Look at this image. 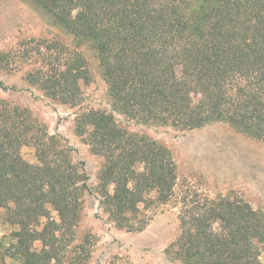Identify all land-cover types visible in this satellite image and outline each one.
Returning <instances> with one entry per match:
<instances>
[{"label": "trees", "instance_id": "trees-1", "mask_svg": "<svg viewBox=\"0 0 264 264\" xmlns=\"http://www.w3.org/2000/svg\"><path fill=\"white\" fill-rule=\"evenodd\" d=\"M31 1L95 51L114 112L183 129L227 122L264 140V0ZM55 48L64 65L49 62L26 79L62 103L80 104V82L91 76L86 59ZM75 130L105 158L100 205L119 226L142 230L150 219L143 211L173 194L170 150L103 110L80 113ZM26 145L36 162L23 156ZM88 180L84 162H72L25 109L0 103V209L18 226L7 247L0 241V264L6 256L21 264H84L94 241L72 248L70 233ZM179 219L170 250L183 264H263L264 214L243 198L193 191Z\"/></svg>", "mask_w": 264, "mask_h": 264}, {"label": "rangeland", "instance_id": "rangeland-1", "mask_svg": "<svg viewBox=\"0 0 264 264\" xmlns=\"http://www.w3.org/2000/svg\"><path fill=\"white\" fill-rule=\"evenodd\" d=\"M81 53L90 69L82 79L80 104L62 103L26 79L29 71L58 62L57 44ZM53 44V45H51ZM50 54V56L48 55ZM0 103L25 109L37 127L54 136L60 150L74 163L84 162L88 189L77 225L70 233L71 247L91 236L94 245L84 264H183L170 245L180 234V213L185 195L196 191L210 198L239 197L264 214V140L237 130L227 122H211L183 129L172 124L143 123L114 112L95 51L80 37L56 24L31 0H0ZM98 109L114 113L130 132L145 134L165 145L177 165L173 194L164 204H152L143 212L148 224L137 231L119 226L100 205V175L105 158L96 154L77 134L78 115ZM36 162L33 146L21 149ZM147 169L146 164L140 170ZM18 226L8 222L0 209V241L7 247ZM35 245L40 248L41 243ZM264 264V252L262 254ZM18 257H5L4 264H21Z\"/></svg>", "mask_w": 264, "mask_h": 264}]
</instances>
